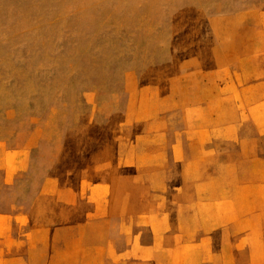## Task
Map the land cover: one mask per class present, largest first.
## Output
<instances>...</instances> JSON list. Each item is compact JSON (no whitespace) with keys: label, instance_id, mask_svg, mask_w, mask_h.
<instances>
[{"label":"rangeland","instance_id":"rangeland-1","mask_svg":"<svg viewBox=\"0 0 264 264\" xmlns=\"http://www.w3.org/2000/svg\"><path fill=\"white\" fill-rule=\"evenodd\" d=\"M260 11L264 0H0V152L14 169L19 153L26 167L0 188V209L30 205L46 177L108 178L120 145L126 151L148 122L165 117L177 136L200 97L230 78L234 121L260 120L239 93L260 80ZM54 208L46 199L41 219ZM251 210L233 207V222ZM168 212L176 231L179 209ZM235 235L244 238L232 241L233 264H257L258 249L264 264V240Z\"/></svg>","mask_w":264,"mask_h":264},{"label":"crops","instance_id":"crops-1","mask_svg":"<svg viewBox=\"0 0 264 264\" xmlns=\"http://www.w3.org/2000/svg\"><path fill=\"white\" fill-rule=\"evenodd\" d=\"M259 61L260 80L239 93L246 111L260 112V120L253 115L251 122L234 121L230 78L213 96L200 97L177 136L168 135L165 117L148 122L126 151L120 145L108 178L71 185L46 177L30 205L0 209V264H233L232 241L244 238L235 234L245 231L264 240V11ZM177 103L187 108L184 96ZM9 154L0 152L1 190L14 186L18 170H26L19 153L17 167L9 165ZM169 154L178 165L175 173ZM46 199L58 208L42 220ZM172 205L179 209L176 231L168 212ZM233 207L255 210L238 225ZM256 254L260 264V249Z\"/></svg>","mask_w":264,"mask_h":264}]
</instances>
